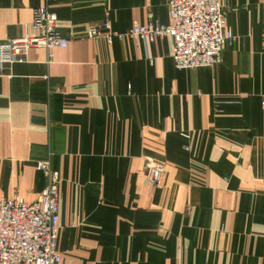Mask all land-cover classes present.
<instances>
[{
	"label": "crops",
	"instance_id": "crops-1",
	"mask_svg": "<svg viewBox=\"0 0 264 264\" xmlns=\"http://www.w3.org/2000/svg\"><path fill=\"white\" fill-rule=\"evenodd\" d=\"M219 1L234 42L221 64L179 70L169 36L87 37L149 10L169 24V0H0L1 42L32 36L40 7L68 40L0 73V199L36 202L51 160L59 264H264V0Z\"/></svg>",
	"mask_w": 264,
	"mask_h": 264
},
{
	"label": "built area",
	"instance_id": "built-area-1",
	"mask_svg": "<svg viewBox=\"0 0 264 264\" xmlns=\"http://www.w3.org/2000/svg\"><path fill=\"white\" fill-rule=\"evenodd\" d=\"M168 10L169 24L157 22L149 10V23L145 26L135 24L128 32L119 33L104 22L89 27L87 37L104 39L109 45L116 39L129 37L147 45L157 38L169 36L173 41L172 60L177 69L221 64L224 46L232 44L235 36L232 31L225 30L226 15L220 1L169 0ZM31 28L32 36L0 41V73L7 65L25 61L32 49L50 52L68 46L57 15L47 7L33 10ZM37 168L46 180V186L36 202L27 203L17 195L0 199V264L61 262L57 251L60 172L53 168L50 159L38 161ZM145 171L154 187L162 185L166 173L164 165L150 159L146 161Z\"/></svg>",
	"mask_w": 264,
	"mask_h": 264
}]
</instances>
